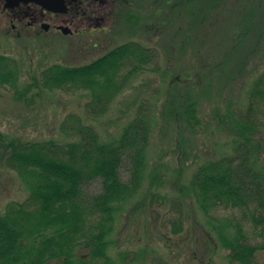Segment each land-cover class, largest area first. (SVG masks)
<instances>
[{
  "label": "trees",
  "instance_id": "trees-1",
  "mask_svg": "<svg viewBox=\"0 0 264 264\" xmlns=\"http://www.w3.org/2000/svg\"><path fill=\"white\" fill-rule=\"evenodd\" d=\"M148 2L118 0L126 8L129 4L124 22L132 28L144 16L151 17L148 11L139 15L134 11L135 6ZM170 5L169 11L180 17L195 14L192 23L197 21L199 27L217 16L216 10L220 15L231 7L242 11L237 26L239 47L232 46L227 52L241 51L250 37L254 44L248 53L255 52L264 38V0H172ZM120 13L125 14L123 9ZM160 55L157 45L126 40L86 64L55 63L34 70L31 82L15 92V99L29 108L45 90L71 92L84 100L88 119L99 123L130 83L153 74L150 92L159 101L154 104L141 98L117 135L106 138L78 113L69 114L60 124L66 141L24 140L0 129V163L17 173L28 193L25 201L10 203L0 213V264H136L146 253L126 250L117 254L118 259L112 257L116 246L112 236L120 213L144 188L145 180L142 205L147 198L151 205L169 198L160 191L167 181L164 164L148 168L152 137L156 128L161 131L166 124L175 126L178 133H190L193 139L202 135L199 86L204 78H211L212 70L204 71L208 55H198L202 68L195 75L173 69L172 60L162 63ZM243 56L232 57L228 52L225 60ZM19 66L16 58L0 54V85L15 88ZM232 70L214 79L225 93L234 91L229 83H235L244 71L242 66ZM256 70L244 73H248L244 104L232 103L222 112L216 109L213 119L228 134L222 144L225 152L197 165L187 184L176 180L181 197L174 201L181 209L177 218L168 220L171 232L178 235L184 231V203L197 206L209 226V241L226 251L227 264H264L257 261L258 253L264 255V241L250 244L242 219L215 214L220 208L239 210L264 239V67ZM214 81L210 79L203 95L221 91ZM157 118H163L164 125L159 127ZM209 241L204 243L208 250ZM155 261L170 264L159 257Z\"/></svg>",
  "mask_w": 264,
  "mask_h": 264
},
{
  "label": "rangeland",
  "instance_id": "rangeland-1",
  "mask_svg": "<svg viewBox=\"0 0 264 264\" xmlns=\"http://www.w3.org/2000/svg\"><path fill=\"white\" fill-rule=\"evenodd\" d=\"M171 3L172 0H158V2L150 0L144 5L135 6L134 11L138 12V15L148 11L151 17L144 16L142 21L132 28L126 21L124 22L129 4H126L127 8L117 4L110 31L99 34L93 40L88 34L82 37L65 38L63 35L43 33L40 38L30 36L16 38L13 34L10 36L0 31V54L20 61L16 87L0 85V129L9 137L24 140L66 141L60 132V124L69 114L78 113L95 125L104 138L117 135L118 129L130 119L141 98L148 99L154 104L158 103L159 100H155L156 96H152L150 92L151 87L154 86L153 74L141 75L130 83L126 91L115 101L110 113L99 123L88 119L83 110L84 100L71 92L45 90L32 108L27 107L24 102L17 101L14 97L15 92L31 82L30 75L34 74V70L41 71L55 63L86 64L119 43L130 39L157 45L161 51L162 63L172 60L173 69L177 68L192 75L202 68L198 55H208L209 58H205L208 64L204 62V71L209 72L212 69L211 78H204L199 86L203 110L200 129L202 135L193 139L190 133H178L176 127H169V124H166L161 131L156 128L149 148L148 168L151 169L156 164H164L163 172L167 181L160 191L167 194L169 198L154 202L153 205L149 202L150 198H147L146 205H142L147 183L145 180L144 188L123 207L120 213L116 232L112 236L116 246L114 245L111 255L114 259H118L117 254L122 251L130 250L139 254L146 252L140 256L136 264H155V259L158 257L170 264H227L226 251L222 250L217 243L212 245L211 240L209 241L207 236L209 226L206 225L204 216L197 206L190 205L189 201L184 203V231L178 235L171 232L172 228L168 220L177 218L181 209L174 201L175 199L180 201L181 197L176 188V180L180 179L181 185L187 184L197 165L225 152L222 144L226 142L228 134H224L216 125L213 119L215 111L217 109L222 112L225 106L232 103L237 105L245 103L246 99L243 101V97L246 87L244 86L248 82V71L255 69L258 71L264 67V38L257 51L248 53L251 44L252 46L254 44V40L251 41L252 37H250L241 51L236 49L228 51L232 57L243 56V54L245 56L238 57L236 60H225L228 48L239 47L237 26L242 11L231 7L221 11L220 15L219 10H216L217 16L206 22L204 27H199L196 25L197 21L195 24L192 23L193 19L197 18L195 14L180 17L173 11H169ZM243 5L241 10H244L245 3ZM122 9L125 14H117ZM262 11L264 13L263 7ZM93 43L97 44L98 48H93ZM181 45L184 47H180ZM166 47L171 49L169 53L172 58ZM241 66L244 70L243 75L228 86L229 89L234 86V91L225 93L214 81L215 77L220 72L227 74L229 70L241 68ZM29 70L32 72L28 73ZM245 72L248 73L244 75ZM38 78H41L40 75ZM210 79L221 91L208 93L205 96L203 93L208 92ZM159 109L160 105L157 107V110ZM157 120H159V127L161 124L164 125L163 118H157ZM261 157V159L264 158V153ZM259 165H263L262 161ZM27 196L26 188L17 173L0 163V213L4 212L8 204L23 202ZM215 214L219 217L242 219L250 244H259L264 241L254 230L253 224L248 219L242 218L239 210L220 208L215 211ZM206 241L210 242L209 250L206 249L207 244H204L207 243ZM257 261H264L262 253H258Z\"/></svg>",
  "mask_w": 264,
  "mask_h": 264
},
{
  "label": "flooded vegetation",
  "instance_id": "flooded-vegetation-1",
  "mask_svg": "<svg viewBox=\"0 0 264 264\" xmlns=\"http://www.w3.org/2000/svg\"><path fill=\"white\" fill-rule=\"evenodd\" d=\"M67 12L54 13L35 3L7 7L0 0V31L13 37H41L43 33L65 38L90 35L91 40L110 31L118 0H65ZM111 24V25H110ZM93 43V48H98ZM100 57V56H99Z\"/></svg>",
  "mask_w": 264,
  "mask_h": 264
},
{
  "label": "water",
  "instance_id": "water-1",
  "mask_svg": "<svg viewBox=\"0 0 264 264\" xmlns=\"http://www.w3.org/2000/svg\"><path fill=\"white\" fill-rule=\"evenodd\" d=\"M7 7H15L20 3H35L43 9L54 13H66L67 7L65 0H6Z\"/></svg>",
  "mask_w": 264,
  "mask_h": 264
}]
</instances>
